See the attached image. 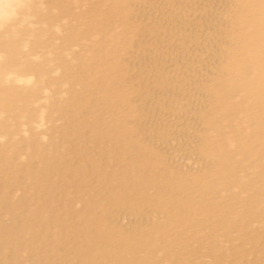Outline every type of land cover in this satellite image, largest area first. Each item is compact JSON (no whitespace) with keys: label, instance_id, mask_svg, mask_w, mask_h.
Returning <instances> with one entry per match:
<instances>
[{"label":"bare ground","instance_id":"bare-ground-1","mask_svg":"<svg viewBox=\"0 0 264 264\" xmlns=\"http://www.w3.org/2000/svg\"><path fill=\"white\" fill-rule=\"evenodd\" d=\"M140 3L148 2L0 0V264H264V0L213 5L203 18L213 47L185 22L178 36L191 38L168 47L200 52L181 62L210 73L186 74L182 90L171 89L174 106L165 92L146 109L147 93L130 82L136 69L124 63L130 50L135 59L152 51L135 47ZM33 18L67 25V42L85 40L84 53L70 59L75 50L65 48L59 64L50 55L34 66L24 49L40 48L47 34L25 32ZM152 110L178 115L162 123L171 157L141 142ZM124 213L136 219L131 232L125 220L113 223Z\"/></svg>","mask_w":264,"mask_h":264},{"label":"rangeland","instance_id":"rangeland-1","mask_svg":"<svg viewBox=\"0 0 264 264\" xmlns=\"http://www.w3.org/2000/svg\"><path fill=\"white\" fill-rule=\"evenodd\" d=\"M144 3L148 2L147 4H145V6L143 4H138L137 6L139 8L136 7L133 8V11L135 12V14L132 15L131 18L132 21V25L134 27V29L139 33H137V36H139V38H136V44L135 47H137L140 44H145L147 47H150L152 49V51L146 50L145 52L143 51V53L141 54L139 59H135V54L133 53L132 50L129 51V53L127 54V56L125 57L124 63H126L125 65L128 66H133L134 69H136L134 72L131 73L130 76V82L131 85L134 87L133 92H135L136 94L139 93L141 90L146 92L147 95L145 96V98H141V102L143 104V108H149L151 107H158L162 104V101L164 102V97H162L163 95H165L166 93H170V97L166 99L165 102H167L168 105L170 106H174L175 105V94L176 93H171L173 91H171V89L174 87L176 89H179L180 91L183 88V82L184 79L186 77V74L190 75L193 73H200L203 76H206L208 73H210L208 71V67H200L196 65H183L181 62V58L180 57H186L188 55L191 54V56H194V59H197V57H199L200 52H197L196 50H187L185 48H174L171 49L168 47L169 43L171 42L172 44L174 43L177 44L178 42H188V39H190V35H186V36H178L177 31L179 29L182 28V25L186 22L188 24H198L200 25V29H203V31L205 32L206 35H211L212 37H210L209 39H205L203 38H199L200 42L199 43H203L204 46H211L213 47L214 45V41H213V37L215 36L216 32L214 28H205L204 26V19L208 16V10L210 8L216 7L218 6V3L220 0H196V2H192L191 4H187V0H143ZM155 1V3H154ZM161 1V2H159ZM152 2L154 3V5L152 4ZM150 5V7L148 6ZM143 8V6L146 8V6H148V8H143L145 9V11L142 9H140L141 7ZM198 10V14L196 15L193 10L194 9ZM163 10H167L169 11L171 14H168V16H163L161 14V12ZM207 10V11H206ZM182 12H186L185 14H183L184 16L181 15ZM207 13V14H206ZM174 14V16H173ZM171 17V19H170ZM139 18V19H138ZM142 19V20H140ZM46 20H44L43 23H40L38 21V19L33 18V20L31 19L30 22L35 23V26H29V29L27 28V24H25V26L22 25V27H24L26 30L25 32H28V34L31 36H38L41 33H46L47 35L45 36L46 38L43 39V43L41 45L40 48L34 47L33 45H30L31 47H29L27 50L24 49L25 52H27V57H29L33 62L34 66L40 65L42 64V62H44L45 60L53 58L52 60L54 61L53 64H56V62L59 64V61L57 59H59L63 54H66V50L72 48L73 54L71 55L70 59L72 57H76L79 56L81 54L84 53V49H82L81 46L84 45V43L86 44L87 42L85 41H80L79 43H77L76 47H73V45L69 44L67 42V25L64 26V23H61V21L56 22L55 20L48 22V20L45 22ZM80 20H76L74 23L76 24L77 22H79ZM58 24H56V23ZM214 22H216L214 20ZM45 23V24H44ZM49 23V25H48ZM44 25V26H43ZM58 25V26H57ZM61 25V27L59 26ZM52 26H55L52 27ZM62 30L63 32L58 36L55 31L57 30V27ZM192 26V25H191ZM44 27V28H43ZM46 27V28H45ZM203 27V28H201ZM41 28V29H40ZM53 29L54 32L48 29ZM63 28V29H61ZM32 31H31V30ZM141 29V30H140ZM48 32V33H47ZM66 32V33H65ZM116 33L120 32V29H116L115 30ZM39 33V34H38ZM65 33L63 36L62 34ZM58 38H56V35ZM49 35V36H48ZM66 35V37L64 38V36ZM62 36V37H60ZM59 37L61 38V40H65L67 43H65L63 40L61 41L59 39ZM188 37V38H187ZM1 39L4 40V38L0 37V43L3 42V40L1 41ZM17 39H23L22 37L17 38ZM57 39V40H56ZM59 39V40H58ZM154 39H157L159 42L155 41ZM205 39V40H204ZM172 40V41H171ZM33 41V38H32ZM30 40V42H32ZM83 42V43H81ZM61 43V44H58ZM64 43V44H63ZM140 43V44H139ZM66 44V45H65ZM82 44V45H80ZM88 44V43H87ZM64 47V52H63V47ZM31 48V49H30ZM66 48V50H65ZM76 48V49H73ZM82 52H81V50ZM79 51V52H78ZM158 57L156 58H152L151 57V52H155ZM129 54L131 56H129ZM39 55L40 58L42 56V58L40 60H36L35 56ZM133 55V56H132ZM47 56V57H46ZM174 56L175 59L174 61L171 63V70L170 68L168 69L167 75H163L160 73L164 72V66L165 61L167 60L168 57H172ZM47 59H46V58ZM208 58H211V56H209ZM43 59V60H42ZM165 60V61H164ZM213 60V59H212ZM126 61V62H125ZM77 62H75L74 64L76 65ZM78 64V63H77ZM181 64V65H180ZM164 65V66H163ZM183 65V66H182ZM195 66V67H194ZM176 71V72H173ZM53 76L54 77H59L60 75H62V70L60 68L55 67L53 69ZM59 72V73H56ZM176 73V75H175ZM180 73V74H179ZM183 73V74H182ZM178 75H182L179 76ZM187 75V76H188ZM169 78H167V77ZM176 76V78H175ZM202 76V77H203ZM182 81H181V79ZM64 89L68 90V87H62L63 91ZM136 90V91H135ZM56 91V90H55ZM52 92V95L54 96V98H58L59 95H57V92ZM156 94V99L154 98V95ZM163 94V95H162ZM48 94L44 95L47 96ZM161 96V97H160ZM153 97V101H151L149 98ZM139 99V98H137ZM53 98L49 101H52ZM46 104L45 100L36 102L35 104L32 105V107L34 109H41L43 108V106ZM48 105V104H47ZM42 106V107H41ZM178 108V107H177ZM178 110H182V107H179ZM150 124H151V128L149 130V133L146 136H141V142L144 143H148L149 145H153L155 147H157L160 151V153L164 154V156H170L171 157V151L169 152L168 150H166L165 148V143L161 141L160 136L164 133H166L169 129L168 126H162L163 120L167 119V117H169L168 119H170L171 121H173L175 124V122H177V116L178 115H174L173 113H166V112H154V110L150 111ZM176 120V121H175ZM22 122L28 124L30 126V123L28 122V119H24ZM182 124V125H181ZM184 124V125H183ZM181 125V126H180ZM185 123H178L176 126L178 127L177 130L182 129L185 127ZM50 124L45 125L44 127H42L40 130L43 131L44 129H46L47 127H49ZM181 127V128H179ZM24 129H27L24 128ZM179 132V131H178ZM140 136V135H138ZM5 142V140H3ZM2 141V142H3ZM1 142V141H0ZM188 147V146H187ZM187 147L183 148L181 151H185L187 149ZM191 148V147H190ZM193 151H196L195 147H192ZM192 149L190 151H192ZM177 161V160H176ZM179 161V160H178ZM178 163L185 164V160H180ZM200 166V165H199ZM202 167L205 166L204 164L201 165ZM81 205H78V207H80ZM127 213H124L122 215H118L115 216L112 220L114 224H118L120 221V219L125 220L123 225L124 228H127V230L129 232L133 231L135 224H136V219H134V217H129V215H127ZM127 219H125V218ZM124 218V219H123ZM153 218H150V222L148 221V225L151 224ZM118 220V221H117ZM258 226L260 227V225L256 224L254 225L255 229H258ZM251 259L254 258V261L257 260V258L254 257L253 254H251V257H249ZM208 259V258H207ZM205 259L207 262L209 261V259L207 260ZM199 260H197L198 262Z\"/></svg>","mask_w":264,"mask_h":264}]
</instances>
